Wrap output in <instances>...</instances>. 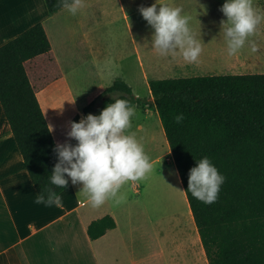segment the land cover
<instances>
[{"label": "trees", "instance_id": "trees-1", "mask_svg": "<svg viewBox=\"0 0 264 264\" xmlns=\"http://www.w3.org/2000/svg\"><path fill=\"white\" fill-rule=\"evenodd\" d=\"M45 2L50 14L63 8L60 0ZM63 75L43 22L0 46V101L38 194L54 187L58 142L39 93ZM149 87L209 264H264V72L157 78ZM117 98L136 107L150 101L118 78L84 111L98 116ZM80 119L77 113L71 121ZM204 156L225 177L210 205L187 192L189 170ZM116 226L106 214L90 222L88 233L97 239Z\"/></svg>", "mask_w": 264, "mask_h": 264}, {"label": "crops", "instance_id": "crops-1", "mask_svg": "<svg viewBox=\"0 0 264 264\" xmlns=\"http://www.w3.org/2000/svg\"><path fill=\"white\" fill-rule=\"evenodd\" d=\"M83 2L86 6L85 0ZM129 2L134 15L139 12L141 5L148 7L156 2L182 7V15L191 17L189 27L202 44L203 50L195 63L185 61L179 52L175 56L171 54L162 56L152 46L154 29L143 32V28L140 27L141 40H135L134 49L139 64H147L154 74L152 77L145 72L144 77L148 85L151 79L194 76L200 72H211L206 70H216V66L211 65L215 63L212 59L216 58V21L221 28L223 19L220 17L223 13L220 8L226 0H129ZM43 3V0H0V46L33 25L43 22L49 16L43 12ZM120 3L127 15L125 0H120ZM159 6L157 4V8ZM40 10L42 11L39 13ZM104 10L107 13V9ZM60 11L68 21L74 22V15L68 10L62 8ZM100 16H103V13ZM72 30L79 31L76 28ZM101 44L104 50L108 49L106 44ZM80 45L81 42L73 43L74 49L80 51L81 58L76 61L70 70L71 73L77 69L80 62L86 63V59L90 57L87 47ZM73 61L68 60L70 64L67 62L62 64L61 61L60 63L71 66ZM63 71L65 72V69ZM103 80L101 79V85L92 91L95 96L111 85ZM71 81L67 83L64 73L63 77L56 81L57 84H50L52 89L46 90L43 95L42 91L47 86L39 93L47 119L55 117L59 112L61 96L65 97V93L70 96L76 94V86ZM41 94L43 96H40ZM150 97L152 98L151 91ZM152 112L150 115H153ZM146 123L152 132L153 144L160 149L156 159H161V154L166 151L171 155L161 119L153 118L152 122L147 119ZM141 127L143 128L142 125ZM175 174L183 191L178 169ZM81 188L82 184L73 185L70 179V185L60 193L61 207L55 204L47 206L35 203L38 192L0 101V264H173L172 252L168 253L162 249L157 255L147 216L144 233H141L143 228L136 219L133 201L115 203L105 208L100 206L81 210L82 203L78 195ZM183 193L186 194L185 190ZM184 196L188 200L187 196ZM106 214H111L115 218L117 226L109 229L101 237L92 239L88 233V225L92 220ZM191 243L192 264H204L206 253L199 231L197 236L192 237Z\"/></svg>", "mask_w": 264, "mask_h": 264}, {"label": "rangeland", "instance_id": "rangeland-1", "mask_svg": "<svg viewBox=\"0 0 264 264\" xmlns=\"http://www.w3.org/2000/svg\"><path fill=\"white\" fill-rule=\"evenodd\" d=\"M43 2V12L45 11V15H49L43 23L57 56L61 59L62 64L70 59L74 60L71 66L66 64L62 66L65 67L64 73L67 83L74 77L71 82L76 86V94L70 96L65 93V97L61 96L62 104L58 107L59 112L55 117L48 119L53 127L56 139L60 143L68 141L69 138L66 133L69 122L74 115L77 113H80L81 117L88 115L84 108L97 97L92 91L101 85V79H104L103 81L107 84H112L118 78H127L125 81L132 86L135 95L150 98L146 106L136 107L137 115L131 118V127L126 130V134H135L137 140L143 144L145 153L150 157V162L153 164V170L140 181L135 183L129 181L124 184L119 190L117 198L121 196L124 198L121 203L130 200L135 203L133 209L136 212V219L139 220L143 228L142 234L144 233L147 216L157 255L158 251L164 249L168 253L172 252L173 264H186V259H188V264H192L191 249H193V246L189 240V235L197 236L198 229L196 231L197 226L189 202L184 198V190L181 193L182 196L180 194L181 198L179 200L176 198L174 200L168 195L161 202L160 195L163 193L164 188L158 177L168 174V170L171 169L176 172L177 167L168 151L161 154V159H156L160 149L155 143L153 144L152 132L146 123L147 119L149 122H152L153 118L160 120V116L157 112H154L156 106L153 98L150 97V87L144 77L145 72L150 76L153 73L147 64H139L134 42L135 40H141L140 27L143 28V32H148L152 27L147 24L140 11L135 15L133 14L129 0H125L127 15L121 8L120 0H85L87 3L86 8L77 11L74 15V22L68 21L60 10L50 15L45 0ZM253 6L261 14H264V0H253ZM105 8L107 13L104 10ZM101 12L103 16H100ZM220 19L226 21L227 17L223 14ZM75 28L79 31L72 32V29ZM249 39L258 45L259 50L257 52L253 53L248 43H246L236 55H228L224 31L216 21V58L212 57L215 63H211V65L216 66V70H206L211 72H200L197 75L264 72V20L261 21L255 35ZM75 42H81L80 47L86 46L90 57L88 60L86 59V63L84 61L80 62L77 69L71 73L70 70L76 61L81 58L80 51H76L73 47ZM101 43L106 44L108 49L104 50ZM204 59H206V56H204ZM157 75L162 76V74ZM52 84H57V82ZM51 85L42 91V94H45L46 90L52 89ZM73 89L75 92V88ZM64 90L66 91L65 87ZM42 94L40 96L44 95ZM101 100L102 98L97 99L95 108L99 107ZM151 112L153 115H150ZM69 142L73 145L78 143L75 139H71ZM154 175L157 177L155 179L159 181L154 180L153 184ZM79 197L82 203L81 210L95 208L83 195ZM155 201L159 202L158 206L154 204ZM113 204H115V199H109L100 208ZM204 258V264H209L206 255Z\"/></svg>", "mask_w": 264, "mask_h": 264}, {"label": "clouds", "instance_id": "clouds-1", "mask_svg": "<svg viewBox=\"0 0 264 264\" xmlns=\"http://www.w3.org/2000/svg\"><path fill=\"white\" fill-rule=\"evenodd\" d=\"M60 5L72 15L85 7L83 0H60ZM138 10L154 29L152 46L160 55L175 56L179 52L189 63L198 61L202 44L189 27L191 17L182 15V7L156 2L148 7L141 5ZM220 11L227 17L226 21H221V27L228 55H236L246 43L253 53L257 52L258 45L249 38L255 35L264 14L253 6V0H226ZM114 101L98 116L89 113L86 117L82 116L79 122H69L66 133L69 140L57 142L53 149L57 162L50 176V184L54 187L42 189L35 203L61 207L62 199L55 189L67 188V174L73 185L82 184L78 195L87 198L93 207H100L109 199H115V203L119 204L124 198H117V194L124 184L140 181L152 172L153 164L143 144L135 134H126L131 127V118L137 115L136 106L126 99L117 98ZM174 119L176 123H181L183 113ZM48 131H53L51 125ZM71 139L78 143L71 144ZM224 180L225 177L209 157L204 156L189 170L187 192L210 205L218 199Z\"/></svg>", "mask_w": 264, "mask_h": 264}, {"label": "bare ground", "instance_id": "bare-ground-1", "mask_svg": "<svg viewBox=\"0 0 264 264\" xmlns=\"http://www.w3.org/2000/svg\"><path fill=\"white\" fill-rule=\"evenodd\" d=\"M167 172V171H166ZM168 174H166V175H164L163 177L161 176V177H158L161 181H162V183H161V185H162V187L164 188V190H163V193L160 195V197H161V202L162 201H164L163 200V198H166V197H168V195L170 196V198H173L174 200H175V198L177 199V200H179V198H181L180 197V194L182 193V188H181V186H180V181L178 182V178L176 177V175H175V172L171 169V170H168ZM153 176V175H152ZM153 178V177H152ZM155 178H157L156 177V175H154V178L152 179V181H153V184H154V180H156V182L157 181H159L158 179H155ZM160 183V182H159ZM183 195H185V194H183ZM181 196H182V194H181ZM185 198V197H184ZM168 199V198H167ZM186 200V199H185ZM184 201V200H183ZM155 205H159V202H156L155 201V203H154ZM188 216V215H187ZM182 221V220H181ZM185 222H186V220H185ZM193 222V221H192ZM180 225V224H179ZM176 226V225H175ZM175 229V228H174ZM194 230V229H193ZM193 236V235H192ZM192 236L191 235H189V240L191 241V239H192ZM182 244V243H181ZM180 244V245H181ZM179 245V246H180ZM181 247V246H180ZM178 248V247H177ZM184 247L182 246V249H183ZM179 250V249H178Z\"/></svg>", "mask_w": 264, "mask_h": 264}, {"label": "water", "instance_id": "water-1", "mask_svg": "<svg viewBox=\"0 0 264 264\" xmlns=\"http://www.w3.org/2000/svg\"><path fill=\"white\" fill-rule=\"evenodd\" d=\"M89 114V113H88Z\"/></svg>", "mask_w": 264, "mask_h": 264}]
</instances>
